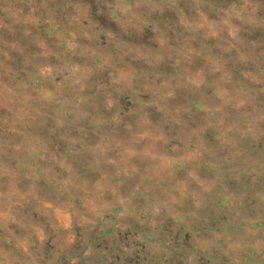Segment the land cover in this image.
<instances>
[{
	"label": "clouds",
	"instance_id": "1",
	"mask_svg": "<svg viewBox=\"0 0 264 264\" xmlns=\"http://www.w3.org/2000/svg\"><path fill=\"white\" fill-rule=\"evenodd\" d=\"M259 93L264 0H0V264H264Z\"/></svg>",
	"mask_w": 264,
	"mask_h": 264
},
{
	"label": "rangeland",
	"instance_id": "2",
	"mask_svg": "<svg viewBox=\"0 0 264 264\" xmlns=\"http://www.w3.org/2000/svg\"><path fill=\"white\" fill-rule=\"evenodd\" d=\"M200 67H202V61H197L195 62L193 65H192V68H191V71L195 72V71H198L200 69ZM164 71L166 73H171L173 70L171 68H165ZM207 94L210 96L212 95V90L211 89H207ZM185 102H190L191 105L193 106V109L194 111H197L199 114H202L205 110V106H202L201 103H200V98L198 95H191L189 98H188V101L185 100V94L184 93H181L180 96L178 97L176 103H180V104H183ZM250 103L258 108L260 107H264V93H259V94H256L254 95L251 99H250ZM205 105L207 107H211L210 104H207V102H205ZM5 109L3 107H0V116H2L4 113H5ZM237 119H239V116H238V113L235 111V110H231V120L230 121H227L226 123H231L233 121H236ZM198 123H199V115L196 116V117H193L192 120L189 121V124L190 126L193 128V129H196L197 126H198ZM225 131V134H227V129L225 128L224 129ZM202 138L207 141V143L209 145H215L218 141V139L220 138V130L218 129H212V128H208L207 130H205L203 133H202ZM57 144H59V141H56ZM49 147H51V145H49ZM261 148H264V142H261L260 144L258 145H254L253 146V156H257L258 153H259V150ZM61 150H63V146H61ZM39 151V150H38ZM191 151L193 152H199V148L197 147V145L195 143H193L191 145ZM171 159L175 160L177 159L178 157L176 156H171L170 157ZM11 163H15L14 161L11 162ZM39 164H40V167L41 168H44L47 166V160H40L39 161ZM259 164H264V160H259ZM257 163H253V167H257ZM183 174V169L180 170V173H178V175H182ZM200 174L201 176H208L211 174L210 172V169L207 167V166H204L200 169ZM247 174L245 173V176ZM242 180L244 183H247L248 181L247 180H244V178L242 177ZM40 183L43 185L45 184V181L43 179H41ZM262 184H264V181L261 182ZM232 186L235 188V187H239V185L233 181L232 182ZM257 187H260V185H257ZM63 211V210H61ZM0 212H2V209H0ZM64 215L68 216L69 218L71 217V212H64ZM111 219V218H109ZM111 230H114V227L113 229H110Z\"/></svg>",
	"mask_w": 264,
	"mask_h": 264
}]
</instances>
